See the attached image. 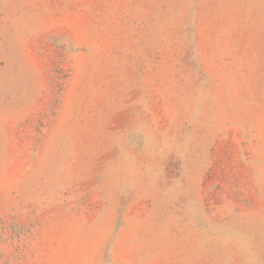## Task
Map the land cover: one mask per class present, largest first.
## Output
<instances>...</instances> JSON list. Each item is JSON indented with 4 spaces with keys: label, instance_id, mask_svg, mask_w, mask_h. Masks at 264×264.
<instances>
[{
    "label": "rangeland",
    "instance_id": "obj_1",
    "mask_svg": "<svg viewBox=\"0 0 264 264\" xmlns=\"http://www.w3.org/2000/svg\"><path fill=\"white\" fill-rule=\"evenodd\" d=\"M0 264H264V0H0Z\"/></svg>",
    "mask_w": 264,
    "mask_h": 264
}]
</instances>
